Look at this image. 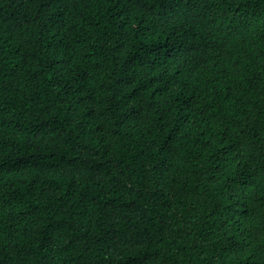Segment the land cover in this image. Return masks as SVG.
Listing matches in <instances>:
<instances>
[{"label": "trees", "instance_id": "trees-1", "mask_svg": "<svg viewBox=\"0 0 264 264\" xmlns=\"http://www.w3.org/2000/svg\"><path fill=\"white\" fill-rule=\"evenodd\" d=\"M0 264H264V0H0Z\"/></svg>", "mask_w": 264, "mask_h": 264}]
</instances>
